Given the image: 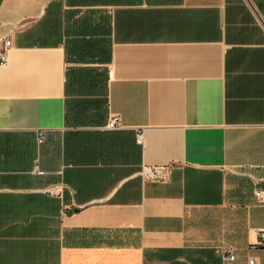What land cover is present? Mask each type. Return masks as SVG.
Segmentation results:
<instances>
[{
    "label": "crops",
    "instance_id": "1",
    "mask_svg": "<svg viewBox=\"0 0 264 264\" xmlns=\"http://www.w3.org/2000/svg\"><path fill=\"white\" fill-rule=\"evenodd\" d=\"M4 40L0 264H264V0H0Z\"/></svg>",
    "mask_w": 264,
    "mask_h": 264
},
{
    "label": "built area",
    "instance_id": "2",
    "mask_svg": "<svg viewBox=\"0 0 264 264\" xmlns=\"http://www.w3.org/2000/svg\"><path fill=\"white\" fill-rule=\"evenodd\" d=\"M8 46H9V42L4 40L0 48V65H2L5 61V50ZM116 126H117V117L114 115L108 117L105 123V127L112 129V128H115ZM36 140L37 142L41 141L40 131H37L36 133ZM136 141L137 142L141 141L140 133H137ZM168 168H169L168 165L143 166L141 168L140 175L143 180L164 182L166 179ZM254 195L258 199L259 203H264V199L260 195L259 192L255 193ZM248 233L253 235L254 238H256V243H255L256 246H259V247L264 246V230L263 229H250ZM223 259L227 261H232L233 256L225 254V256H223ZM252 263H253L252 260L248 261V264H252Z\"/></svg>",
    "mask_w": 264,
    "mask_h": 264
}]
</instances>
